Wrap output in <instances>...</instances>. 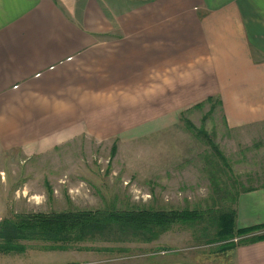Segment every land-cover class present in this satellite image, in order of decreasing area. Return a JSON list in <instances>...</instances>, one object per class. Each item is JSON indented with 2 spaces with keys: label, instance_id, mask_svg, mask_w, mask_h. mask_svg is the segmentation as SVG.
<instances>
[{
  "label": "crops",
  "instance_id": "1",
  "mask_svg": "<svg viewBox=\"0 0 264 264\" xmlns=\"http://www.w3.org/2000/svg\"><path fill=\"white\" fill-rule=\"evenodd\" d=\"M211 96L229 126H264V0H0V158L170 129ZM235 208L264 223V183ZM215 259L264 264V238Z\"/></svg>",
  "mask_w": 264,
  "mask_h": 264
},
{
  "label": "rangeland",
  "instance_id": "2",
  "mask_svg": "<svg viewBox=\"0 0 264 264\" xmlns=\"http://www.w3.org/2000/svg\"><path fill=\"white\" fill-rule=\"evenodd\" d=\"M263 183L264 126H229L216 97L181 112L170 129L83 135L31 161L3 156L0 221L20 212L112 207L198 208L205 217L175 222L153 240L110 229L66 249L23 240L26 251H0V264H201L217 252L210 241L216 215L235 207L238 192Z\"/></svg>",
  "mask_w": 264,
  "mask_h": 264
},
{
  "label": "trees",
  "instance_id": "3",
  "mask_svg": "<svg viewBox=\"0 0 264 264\" xmlns=\"http://www.w3.org/2000/svg\"><path fill=\"white\" fill-rule=\"evenodd\" d=\"M213 96L208 99H212ZM220 101V100H219ZM202 103V102H201ZM199 103V104H201ZM192 125V122H190ZM193 126V125H192ZM116 144L113 145V152ZM254 188L247 187L243 190ZM242 191V190H241ZM240 191V192H241ZM235 196L237 199L238 194ZM204 211L198 208H115L111 209H64L53 211H28L14 217H4L0 221V251L24 252L27 243L23 240L40 239L47 248H70L81 241L94 238L104 229L128 231L129 239L153 240L170 229L175 222L195 223L204 218ZM216 233L211 242H218L216 251L235 248L239 244L254 242L264 238V223L238 227L236 208L220 210L215 217ZM260 229L262 230L260 232ZM259 230V231H258ZM246 233V234H245ZM238 234H245L239 241ZM102 235V234H101ZM117 239L116 237H113ZM118 240V239H117Z\"/></svg>",
  "mask_w": 264,
  "mask_h": 264
}]
</instances>
